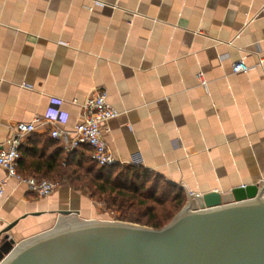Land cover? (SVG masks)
Instances as JSON below:
<instances>
[{"label":"crops","instance_id":"1","mask_svg":"<svg viewBox=\"0 0 264 264\" xmlns=\"http://www.w3.org/2000/svg\"><path fill=\"white\" fill-rule=\"evenodd\" d=\"M237 60L250 69L234 73ZM101 88L120 113L105 134L116 164L186 196L264 183V0H0V143L40 118L17 170L58 183L42 197L0 167V232L19 220L9 234L22 241L62 210L101 219L86 192L55 178L71 152L44 120L59 108L58 126L73 130Z\"/></svg>","mask_w":264,"mask_h":264},{"label":"water","instance_id":"2","mask_svg":"<svg viewBox=\"0 0 264 264\" xmlns=\"http://www.w3.org/2000/svg\"><path fill=\"white\" fill-rule=\"evenodd\" d=\"M187 193L160 228L62 210L51 228L16 242L15 220L0 232V264H264V183Z\"/></svg>","mask_w":264,"mask_h":264},{"label":"trees","instance_id":"3","mask_svg":"<svg viewBox=\"0 0 264 264\" xmlns=\"http://www.w3.org/2000/svg\"><path fill=\"white\" fill-rule=\"evenodd\" d=\"M55 178L82 189L92 199L104 197L111 209L121 211L120 219L156 228L169 223L187 198L178 185L143 167L99 166L87 145L71 152Z\"/></svg>","mask_w":264,"mask_h":264},{"label":"built area","instance_id":"4","mask_svg":"<svg viewBox=\"0 0 264 264\" xmlns=\"http://www.w3.org/2000/svg\"><path fill=\"white\" fill-rule=\"evenodd\" d=\"M250 69L243 60H237L232 64L234 73L247 72ZM200 79L206 84L204 74L200 73ZM107 91L98 89L92 93L86 101L81 104V118L73 130H66L58 126V122L63 121L65 113L59 108H53L44 118L46 123L55 125L51 128V135L63 142V147L67 152H72L81 145H87L92 149V158L99 166H110L116 164L105 134L111 128L108 122L120 113L111 106L107 99ZM57 103L59 100L56 101ZM40 118H35L31 122H18L10 135L4 142L0 143V167L7 171L8 177H17L24 181L30 190L39 196H51L58 188V183L46 178L36 176H22L18 173V161L21 157L20 148L26 138L32 134ZM5 180L0 182V196L3 195V185ZM194 194H190L192 197Z\"/></svg>","mask_w":264,"mask_h":264},{"label":"rangeland","instance_id":"5","mask_svg":"<svg viewBox=\"0 0 264 264\" xmlns=\"http://www.w3.org/2000/svg\"><path fill=\"white\" fill-rule=\"evenodd\" d=\"M103 198L104 197L101 198V197L97 196V197H95V199H93L95 201V203L97 204V206L99 207V209H100V213L102 215L100 220L107 219V220H121V221H126V220L120 219V217H121V211H117V210L111 209L107 205V203L103 200ZM188 200H189V197L187 196L186 201H185L183 207L187 204ZM182 208L174 215V217L182 210ZM143 221H146V218H144Z\"/></svg>","mask_w":264,"mask_h":264}]
</instances>
